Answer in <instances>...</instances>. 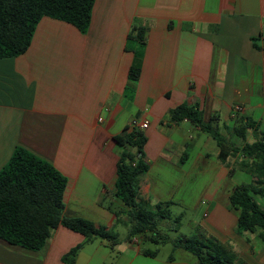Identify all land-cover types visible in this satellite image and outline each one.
<instances>
[{
	"label": "crops",
	"instance_id": "obj_1",
	"mask_svg": "<svg viewBox=\"0 0 264 264\" xmlns=\"http://www.w3.org/2000/svg\"><path fill=\"white\" fill-rule=\"evenodd\" d=\"M133 29H143L142 42L138 31L129 38ZM134 66L136 80L129 76ZM181 105L199 106L204 123L218 117L235 148L264 131V0H95L85 34L42 18L23 55L0 59V170L17 147L51 163L67 178L64 216L104 226L119 242L86 241L60 226L40 251L0 240V264H65L78 245L73 264H199L174 247L160 260V248L173 242L154 244L158 253L150 257L138 238H128V218L114 195L123 151L114 137L128 134L135 117L149 122L141 130L149 166L141 203L193 210L189 236L203 232L231 246L242 264H264L260 231L237 234L229 205L233 189L253 180L241 155L221 164L210 134L172 121ZM247 120L255 128L243 139L235 130ZM120 226L127 229L122 239Z\"/></svg>",
	"mask_w": 264,
	"mask_h": 264
},
{
	"label": "trees",
	"instance_id": "obj_2",
	"mask_svg": "<svg viewBox=\"0 0 264 264\" xmlns=\"http://www.w3.org/2000/svg\"><path fill=\"white\" fill-rule=\"evenodd\" d=\"M94 5L95 0H0V59L23 55L44 17L69 23L82 34L87 33ZM134 31H138L136 38L142 42L143 29H133L129 38L133 37ZM129 76L136 80L139 68L132 67ZM184 120L216 140L221 164H227L234 155H241L240 166L253 180L250 184L235 187L229 197V205L238 216L236 232L244 235L258 230L264 242V208L253 196L264 199V131L253 143L235 148L222 136L219 118L213 116L208 123H204L199 106L181 105L172 111L173 122ZM249 128H255L251 120L237 127L236 135L244 139ZM114 139L123 148L117 164L114 195L124 205L122 209H125L129 223L128 238H138L141 244L146 241L155 245L171 242L162 227L178 231L182 216L172 218L171 202L143 204L139 196L141 178L149 168L142 150L145 134L139 129H132ZM66 187L67 178L51 163L25 148L17 147L0 170V240L30 251H40L53 231L63 226L82 235L86 241L100 238L107 240L111 247L117 244V234L106 227L82 218L64 216ZM116 215L121 216L118 212ZM81 247L78 245L71 249L63 257V262L73 264ZM173 247L193 253L199 264H242L231 246L199 231L173 241ZM142 252L150 257L158 253L150 249Z\"/></svg>",
	"mask_w": 264,
	"mask_h": 264
},
{
	"label": "rangeland",
	"instance_id": "obj_3",
	"mask_svg": "<svg viewBox=\"0 0 264 264\" xmlns=\"http://www.w3.org/2000/svg\"><path fill=\"white\" fill-rule=\"evenodd\" d=\"M248 183L250 184L251 182H248ZM258 200L264 206L263 200L260 199V197ZM118 202L120 204V208L124 206L122 204V202H120L119 200H118ZM171 207H170V210L172 213L171 214L172 218H176V217L182 215L181 228L179 229V231H175L173 229L171 230L169 228H166L165 226L162 227V231L167 233L169 235V238L171 239V242H173L175 240H179L181 238L188 237L191 234V228L189 227V221L194 217V211L180 207L179 205H174L172 208ZM117 232L119 234L120 239H122L126 236L127 229L124 226H120L118 228ZM142 248L143 249L148 248V249L154 250V249H156V246L154 244L146 241V242H143ZM160 249H161V252L159 254L160 260H163V257L166 254L169 255L170 253H172L173 246L170 243V244L164 245ZM156 264H160V263L158 262Z\"/></svg>",
	"mask_w": 264,
	"mask_h": 264
},
{
	"label": "built area",
	"instance_id": "obj_4",
	"mask_svg": "<svg viewBox=\"0 0 264 264\" xmlns=\"http://www.w3.org/2000/svg\"><path fill=\"white\" fill-rule=\"evenodd\" d=\"M239 111H241V107L236 106L233 110V117L236 116V114ZM129 126L131 129L145 130L148 128L149 122L147 120H143L141 118L135 117L130 121ZM204 204H206V202H204ZM205 216H206V214H205Z\"/></svg>",
	"mask_w": 264,
	"mask_h": 264
}]
</instances>
